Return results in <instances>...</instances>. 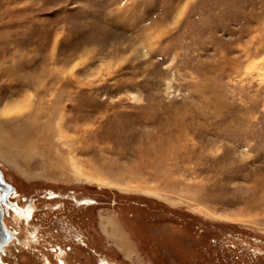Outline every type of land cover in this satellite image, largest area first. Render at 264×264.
Masks as SVG:
<instances>
[{"label": "rangeland", "instance_id": "rangeland-1", "mask_svg": "<svg viewBox=\"0 0 264 264\" xmlns=\"http://www.w3.org/2000/svg\"><path fill=\"white\" fill-rule=\"evenodd\" d=\"M185 1L0 0V264H264V0Z\"/></svg>", "mask_w": 264, "mask_h": 264}, {"label": "flooded vegetation", "instance_id": "flooded-vegetation-1", "mask_svg": "<svg viewBox=\"0 0 264 264\" xmlns=\"http://www.w3.org/2000/svg\"><path fill=\"white\" fill-rule=\"evenodd\" d=\"M0 198L2 199V200H0L1 207H2V215L5 216V214L7 213V211L10 210V209L7 208L4 205L5 204V201H6L5 200V197H0ZM3 210H4V212H3ZM12 210L15 212V215L17 217L16 220L18 221V223H19V221L20 222H28V223H30L29 219L32 217V213H33L32 206H29L27 203L26 204L24 203V204H21V205L18 204L16 207L12 206ZM17 237H18V239H15V236L13 235L12 236V239L8 241L9 244H14V245L16 244L17 245V244H22L23 242L26 241V240H23L22 238H20L18 235H17ZM2 254H4V253L2 252ZM0 256H1V254H0Z\"/></svg>", "mask_w": 264, "mask_h": 264}, {"label": "bare ground", "instance_id": "bare-ground-1", "mask_svg": "<svg viewBox=\"0 0 264 264\" xmlns=\"http://www.w3.org/2000/svg\"><path fill=\"white\" fill-rule=\"evenodd\" d=\"M189 1L190 0H186L185 1V3L183 4V6L178 11V15L176 16V19H178L181 15H183L182 13L184 12V9L186 8V5L188 4ZM28 107H29V100L26 103H18V104H10V105L9 104H6L5 106H3L0 109V113L2 115L8 116V115H11V114H14V113H20V112H22L24 109H26ZM74 168L77 170L78 173H81L83 175L81 169L78 166L75 165ZM0 200H1V198H0ZM0 207H1V203H0ZM0 209L2 210V207ZM3 224H4V222H3ZM10 234H11V232H10ZM12 236L13 235L11 234V237H10L9 240L12 239ZM5 240H6V236L2 232H0V245L1 244H4V243H6V242L9 241V240L8 241H5Z\"/></svg>", "mask_w": 264, "mask_h": 264}, {"label": "water", "instance_id": "water-1", "mask_svg": "<svg viewBox=\"0 0 264 264\" xmlns=\"http://www.w3.org/2000/svg\"><path fill=\"white\" fill-rule=\"evenodd\" d=\"M9 190H10V187L5 183L2 170L0 169V197H4L5 194H7ZM0 224H2V226H0V232H2L6 236L5 241H8L11 237V234L9 230L6 229V227L3 224V216H2L1 209H0Z\"/></svg>", "mask_w": 264, "mask_h": 264}, {"label": "snow or ice", "instance_id": "snow-or-ice-1", "mask_svg": "<svg viewBox=\"0 0 264 264\" xmlns=\"http://www.w3.org/2000/svg\"><path fill=\"white\" fill-rule=\"evenodd\" d=\"M0 226H2V224H0Z\"/></svg>", "mask_w": 264, "mask_h": 264}]
</instances>
